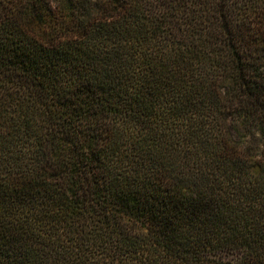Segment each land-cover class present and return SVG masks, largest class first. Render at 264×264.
Masks as SVG:
<instances>
[{
	"label": "trees",
	"instance_id": "16d2710c",
	"mask_svg": "<svg viewBox=\"0 0 264 264\" xmlns=\"http://www.w3.org/2000/svg\"><path fill=\"white\" fill-rule=\"evenodd\" d=\"M0 264H264V0H0Z\"/></svg>",
	"mask_w": 264,
	"mask_h": 264
}]
</instances>
